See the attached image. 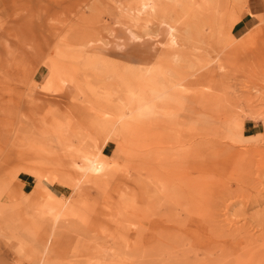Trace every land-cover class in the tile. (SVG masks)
Returning a JSON list of instances; mask_svg holds the SVG:
<instances>
[{
    "label": "rangeland",
    "instance_id": "rangeland-1",
    "mask_svg": "<svg viewBox=\"0 0 264 264\" xmlns=\"http://www.w3.org/2000/svg\"><path fill=\"white\" fill-rule=\"evenodd\" d=\"M262 219L264 0H0V264H264Z\"/></svg>",
    "mask_w": 264,
    "mask_h": 264
},
{
    "label": "bare ground",
    "instance_id": "bare-ground-1",
    "mask_svg": "<svg viewBox=\"0 0 264 264\" xmlns=\"http://www.w3.org/2000/svg\"><path fill=\"white\" fill-rule=\"evenodd\" d=\"M151 6V4L150 3H148V2H142L141 3V6L138 8V10L137 11H132L131 9H128V8H126L124 11H127V13H128V15H129V19H131V20H133V21H136V22H141V24L144 26L143 28H145L146 26H147V21H149V14H150V10L151 9H149V7ZM130 21V20H129ZM163 23H166V27H167V35H168V41L171 43V44H176V45H179V44H182V42H180V39H179V35H178V29L175 27V26H172V25H170L169 23H167V22H163ZM131 25V24H130ZM143 30V29H142ZM145 31V30H144ZM146 31H147V29H146ZM134 32H132L131 34H133ZM147 33V32H146ZM149 33V32H148ZM133 36L135 37L136 35L135 34H133ZM137 37V36H136ZM158 137V136H157ZM156 141V140H155ZM161 142V141H160ZM149 148V147H148ZM154 148V147H153ZM152 148V149H153ZM155 152V151H154ZM153 155V154H152ZM209 155V154H208ZM89 156V155H88ZM145 156V155H144ZM195 156V155H194ZM88 158V157H87ZM152 159V158H151ZM150 159V160H151ZM148 167V166H147ZM85 168L86 169H89V170H92V171H101L103 168H104V163L101 161V160H99V159H96V156H95V158H88V162L86 163V166H85ZM145 168H146V166H145ZM150 173V172H149ZM148 173V174H149ZM215 173V172H214ZM155 174V173H154ZM216 174V173H215ZM150 175H151V173H150ZM157 175V174H156ZM188 175V174H187ZM153 176V175H152ZM182 176V175H181ZM200 176V175H199ZM186 177V176H185ZM160 180V179H159ZM166 181V180H165ZM167 182V181H166ZM167 184V183H166ZM180 186V185H179ZM180 188V187H179ZM149 189V188H148ZM150 191V190H149ZM215 192V191H214ZM216 193V192H215ZM213 194V193H212ZM211 195V194H210ZM212 196V195H211ZM208 199V198H207ZM60 200V199H59ZM56 201H58V200H56ZM65 202L66 201H63L62 203H63V205L65 204ZM61 203V202H60ZM61 203V204H62ZM186 204H184V206H185ZM61 207H62V205H61ZM54 209V208H53ZM191 209V208H190ZM191 211V210H190ZM216 211V210H215ZM214 212V211H213ZM210 213V212H209ZM192 214V213H191ZM193 215V214H192ZM195 216V215H194ZM206 216H207V214H206ZM205 216V217H206ZM199 217V216H198ZM201 217V216H200ZM204 217V218H205ZM211 217H213V215L211 216ZM190 218V217H189ZM192 218V217H191ZM170 219H172V218H170ZM202 219H203V217H202ZM209 218H207V220H208ZM169 220V219H168ZM198 220V219H197ZM149 221V220H148ZM152 221V220H151ZM170 221V220H169ZM200 221H201V219H200ZM214 221V220H213ZM262 221H264V219H262L261 220V222ZM155 222V221H154ZM168 222V221H167ZM185 222V221H184ZM199 222V221H198ZM203 222H205L204 221V219H203ZM211 222V220L209 221V223ZM217 222V221H216ZM156 223V222H155ZM207 223H208V221H207ZM211 223H213V222H211ZM215 224H217V223H215ZM262 224H264V223H262ZM175 225V224H174ZM199 225V224H198ZM203 225H205V224H203ZM209 225V224H208ZM212 225V224H211ZM159 226V225H158ZM181 226H182V224H181ZM212 226H214V228H215V231H216V229H218L217 227L219 226V228H220V225H218V226H215L214 225V223H213V225ZM211 226V227H212ZM225 226V225H224ZM223 226V227H224ZM252 226V225H251ZM180 227V226H179ZM202 227V226H201ZM206 227H207V225H206ZM209 227V226H208ZM210 227V228H211ZM222 227V226H221ZM222 227V229H226V230H229V228H228V226L225 228H223ZM244 227V226H243ZM247 227V226H246ZM253 227V226H252ZM245 228V227H244ZM154 229H155V227H154ZM153 229V230H154ZM161 229V228H160ZM194 229V228H193ZM198 229V228H197ZM212 229H213V227H212ZM211 229V230H212ZM233 228H231V230H232ZM139 230V229H138ZM145 230V229H144ZM151 230V229H150ZM178 230V229H177ZM225 230V231H226ZM236 230H238L237 228H236ZM239 230H240V228H239ZM242 230V229H241ZM246 229H244L243 231H245ZM152 231V230H151ZM176 231V230H175ZM175 231H174V233H175ZM201 231V230H200ZM213 231V230H212ZM214 231V234L217 232H215ZM219 231H221V228L219 229ZM242 231V232H243ZM154 232V231H153ZM157 232V231H156ZM161 232V231H160ZM168 232V231H167ZM209 232V231H208ZM211 232V231H210ZM222 232V234L221 235H223L224 234V231H221ZM220 232V233H221ZM168 233H170V232H168ZM192 233V232H191ZM231 233H232V231H231ZM245 233V232H244ZM243 233V234H244ZM227 234V233H226ZM247 234V233H246ZM249 234V233H248ZM157 235H159L158 233H157ZM216 235V234H215ZM228 235V234H227ZM154 236V235H153ZM183 236V235H182ZM217 236V235H216ZM220 236V235H219ZM226 236V235H225ZM247 236V235H246ZM250 236V235H249ZM211 237H213V236H211ZM224 237V236H223ZM227 237V236H226ZM229 237V236H228ZM239 237V236H238ZM241 237V236H240ZM239 237V238H240ZM258 237H261L260 235H258ZM190 238V237H189ZM206 238V237H205ZM243 238V237H242ZM251 238H252V236H251ZM194 239V238H193ZM204 239V238H203ZM227 239V238H226ZM234 239V238H233ZM232 239V240H233ZM236 239V238H235ZM261 239H262V237H261ZM202 240V239H201ZM212 239H210V241H211ZM254 240V239H253ZM152 241V240H151ZM190 241V240H189ZM204 241V240H203ZM210 241H208V242H210ZM213 241V240H212ZM256 241V240H255ZM255 241H253V242H255ZM258 241V240H257ZM142 242V241H141ZM153 242V241H152ZM206 242V241H205ZM232 242V241H231ZM247 242V241H246ZM207 243V242H206ZM260 243V242H259ZM198 244V243H197ZM203 244V243H202ZM246 244H244L243 246H245ZM249 245H252V244H249ZM248 245V246H249ZM143 246V245H142ZM242 246V247H243ZM209 247V246H208ZM252 248V247H251ZM204 249V248H203ZM215 249V248H214ZM211 250V249H210ZM210 250H209V252H210ZM256 250V249H255ZM207 251V250H206ZM212 251V250H211ZM243 251V250H242ZM241 251V252H242ZM205 252V251H204ZM246 252V251H245ZM217 253V252H216ZM231 253V252H230ZM230 253H228V254H230ZM252 253V252H251ZM208 254V253H207ZM241 254H243V252L241 253ZM245 255H246V253H244ZM254 254H256V252L254 253ZM253 254V255H254ZM259 254V253H258ZM257 254V255H258ZM251 255V254H250ZM249 255V256H250ZM239 256V255H238ZM241 257H243L242 255H240ZM252 256V255H251ZM240 257V258H241ZM245 257V256H244ZM257 257V256H256ZM255 257V258H256ZM232 258V257H231ZM259 257H257V259H258ZM246 259V263L248 264V263H250L249 261V259H248V257L247 258H245ZM249 261H248V260ZM234 260V259H233ZM244 260V259H243ZM262 260V259H261ZM248 261V262H247ZM206 262V261H205ZM257 262H259V261H257ZM254 264V263H253ZM257 264V263H256ZM258 264H260V263H258Z\"/></svg>",
    "mask_w": 264,
    "mask_h": 264
},
{
    "label": "crops",
    "instance_id": "crops-1",
    "mask_svg": "<svg viewBox=\"0 0 264 264\" xmlns=\"http://www.w3.org/2000/svg\"><path fill=\"white\" fill-rule=\"evenodd\" d=\"M249 11L252 12L251 9H249ZM249 11L243 14L241 18L232 26L231 33L234 37H241L250 28L258 24L257 17L253 14H250ZM253 126L254 125H248V126L244 125V129L245 131L253 132L252 130Z\"/></svg>",
    "mask_w": 264,
    "mask_h": 264
}]
</instances>
